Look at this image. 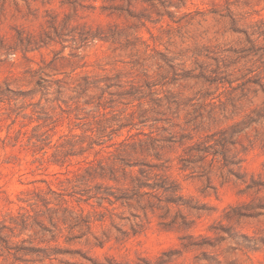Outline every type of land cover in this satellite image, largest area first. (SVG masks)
I'll return each mask as SVG.
<instances>
[{
    "label": "rangeland",
    "instance_id": "obj_1",
    "mask_svg": "<svg viewBox=\"0 0 264 264\" xmlns=\"http://www.w3.org/2000/svg\"><path fill=\"white\" fill-rule=\"evenodd\" d=\"M0 264H264V0H0Z\"/></svg>",
    "mask_w": 264,
    "mask_h": 264
}]
</instances>
